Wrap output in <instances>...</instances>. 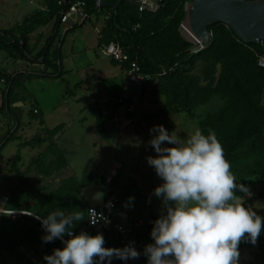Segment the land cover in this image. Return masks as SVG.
Instances as JSON below:
<instances>
[{
    "label": "rangeland",
    "instance_id": "1",
    "mask_svg": "<svg viewBox=\"0 0 264 264\" xmlns=\"http://www.w3.org/2000/svg\"><path fill=\"white\" fill-rule=\"evenodd\" d=\"M52 1L0 0V29L11 28L20 36L24 34L27 18L40 13L43 18L29 20L34 29L28 32L31 38L28 45L35 56L51 34L54 16L46 13L53 11ZM191 1L173 0L172 8L167 10L162 26L151 40L156 61L167 57L178 40L187 44L188 56L211 43V32L208 43L199 47L182 27L186 5ZM129 3L128 16L135 18L138 8ZM159 5L157 0L158 8ZM110 16V11L101 8L88 16L82 11L61 22L51 47L52 56H59L58 74L56 69L44 74L41 62L29 64L19 58L14 61L0 50V80L6 82L8 76L17 74L7 105L12 116L20 119V124L14 125L12 116L0 112V195L8 196L16 208L39 216L69 204L75 211H83L81 197L92 206L109 199L117 202L111 213L113 220L123 226L129 227L138 220L145 223L148 218L157 220L163 206L153 193L163 181L147 164V157L157 155L148 144L156 133L149 130L162 125L182 142L197 129L204 135L212 130L222 144L238 128L248 125L247 114L239 102L244 88L257 91L264 110V71L256 72L249 63L250 73L246 75L240 66H235L240 42L224 24L214 28L223 33L221 44L211 53L197 57L191 67L184 65L188 70L178 77L189 92L187 112H175L165 96L158 93L160 84L152 81L141 91L142 103L135 108L137 123H119L121 109L109 100L127 90L133 93L135 88L128 87L125 69L100 51L106 42L120 39L108 27ZM80 20L84 26L70 33L83 25L78 26ZM127 24L132 26L133 20L127 19ZM258 43L246 45L253 53L250 62L264 57L262 42ZM4 89L5 84L0 81L1 94L6 93ZM36 108L39 114L33 115ZM143 110L148 113H141ZM57 125L64 130L53 136L50 131ZM8 131L14 135L5 144L3 138ZM109 131L112 133L108 134ZM238 147L227 160L236 182L244 184L251 195L239 191L236 195L242 198L243 206L264 218V128L254 136L242 138ZM86 176L92 177L93 182L80 188V181ZM27 220L41 223L35 218L14 221L4 218L0 222V239L12 240L27 225ZM84 229V221L77 223L78 231ZM53 250L43 248L30 253L26 249L18 254L0 246V264H46L43 258L52 255ZM239 251V264H264V229L256 245L242 242ZM124 264H147V257L129 259Z\"/></svg>",
    "mask_w": 264,
    "mask_h": 264
},
{
    "label": "clouds",
    "instance_id": "2",
    "mask_svg": "<svg viewBox=\"0 0 264 264\" xmlns=\"http://www.w3.org/2000/svg\"><path fill=\"white\" fill-rule=\"evenodd\" d=\"M149 131L156 133L148 144L157 155L146 159L163 181L153 193L162 201L163 211L150 233L154 243L143 250L147 264H239L240 244L256 245L264 218L243 206L236 195L237 191L251 193L236 182L215 132L204 135L197 129L182 142L162 125ZM87 211L91 226L110 223L103 213ZM35 217L46 233L44 243L61 240L65 245L45 256L46 264H111L113 259L126 262L141 255L134 242L106 248L101 233L74 234L77 222L85 220L82 210L66 213L58 209L44 218ZM65 236L70 238L65 240Z\"/></svg>",
    "mask_w": 264,
    "mask_h": 264
},
{
    "label": "trees",
    "instance_id": "3",
    "mask_svg": "<svg viewBox=\"0 0 264 264\" xmlns=\"http://www.w3.org/2000/svg\"><path fill=\"white\" fill-rule=\"evenodd\" d=\"M79 0H53L52 7L54 6L53 11L49 10L46 13V16L49 15L50 17L54 16V24L51 30V34L49 38L44 43L41 50L35 56L32 55V49L28 45V32H30L32 27H30L29 20L34 19V17H38L42 15L40 13H35L34 15L30 16L26 20V26L24 34L20 36H16L13 29H0V50L6 52V54L12 58V60H17V58L29 63L33 64L38 60H41V65L43 66V73L47 74L49 70H55V74H58V58H54L50 53V49L55 41L56 34L59 30L60 24L62 22V12H65L69 9V7L76 3ZM110 3H115L113 0H107ZM252 1V0H248ZM57 2V3H56ZM84 6L82 7V11L85 14L90 15L93 10L98 9L95 6V0H83ZM173 0H160L159 8L156 12H139L137 6V15L135 18H132L133 15H129L127 13V9L131 5L128 1L122 0L118 5L116 11H113L112 8L104 7L102 9H106L107 11L111 12V16L108 20V27L110 28L111 32L114 36L120 39H114L106 42L105 44H109L110 42L119 43L125 53L128 56V62L123 64V68L126 69L130 62L134 61L140 67V69L148 74H161L165 72L164 75L156 76L153 81H157L159 85L158 93L165 96L167 104L170 107H173L175 112L180 110L188 111L190 106V97L189 92L187 89L186 84L178 80V77L187 71L184 65L191 67L194 64V61L197 57L203 56L205 53H211L219 44H221L223 33L219 32L218 30H214L215 27L221 26L224 24L216 23L210 27H208V31L213 34V38L211 43L202 51L198 52L195 55L188 56L187 55V44L183 40L176 41L171 48V53L160 61H156L154 59V53L151 50V40L152 36H154L157 30L162 26V21L167 16V10L172 8ZM86 16V15H85ZM43 18V17H42ZM127 19H132L133 24L132 26H128ZM136 26V27H135ZM226 26V25H225ZM229 29V28H228ZM230 33L233 35L234 32L229 29ZM21 40L22 44L18 41ZM237 40L240 42L241 51L235 53V66L238 65L241 69L248 75L250 63L253 69L258 72L262 73L264 68L258 66V58L255 59V62H250L253 53L250 49L247 48L249 46L248 43H244L237 37ZM256 44V43H252ZM260 44V43H257ZM247 45V46H246ZM262 53H264V43H261ZM251 46V45H250ZM115 63V62H114ZM232 71L233 68H232ZM17 76H8V79L3 80L5 84L4 92L7 91V99H10V95L13 89V83L16 80ZM6 94V93H5ZM5 94H2V105L0 107V112H4L10 116H12L9 105L5 103ZM10 102V100H9ZM239 102L244 109L245 113L248 117V125L245 127L238 128L233 137L227 138L221 145L224 149V154L226 159H229L232 155V152L236 149L238 150V142L244 138L249 136H254L258 134L264 128V110L261 108L259 103V96L256 90L246 87L244 88L239 94ZM33 115L39 114L33 113ZM14 119V125L20 124V119L17 116H12ZM36 118V117H33ZM63 127L61 128L60 125L56 126L54 129H51L50 134L56 135L60 131H62ZM14 133L7 132L6 136L3 138V141H6L5 144L13 139ZM39 142V141H38ZM4 144V145H5ZM27 145V143H24ZM93 182V178L90 176L83 177L80 181V188H84L89 186ZM82 198V197H81ZM80 205L84 211V226L85 229L83 232H87L91 236H95V233L91 230L86 229L87 226V209L90 207L88 206L83 199L79 201ZM10 208H16L12 205L11 200L9 201ZM19 209V208H18ZM66 213L75 211L71 204L63 205V208ZM52 211H47L39 214V217H46ZM21 218H33L29 216H21ZM159 218V217H158ZM157 218V219H158ZM4 219V218H3ZM1 219L0 222L3 220ZM37 219V218H35ZM17 220V219H16ZM78 223V222H77ZM74 234L78 235L81 231L77 230L76 228L73 230ZM46 235L44 230L41 227V223L35 220H27V225L12 239H0V246L6 247L15 253H20L23 250H29L32 253L34 250H41L43 248H54V249H63L65 246L61 240H55L50 243H44L42 241V237ZM105 245L106 248H123L125 246L121 245L118 240L116 239L115 233L113 231L107 232L104 234ZM64 239H68L67 236ZM144 257H139L141 260ZM124 261L113 259L111 264H124ZM107 264V262H105Z\"/></svg>",
    "mask_w": 264,
    "mask_h": 264
},
{
    "label": "built area",
    "instance_id": "4",
    "mask_svg": "<svg viewBox=\"0 0 264 264\" xmlns=\"http://www.w3.org/2000/svg\"><path fill=\"white\" fill-rule=\"evenodd\" d=\"M130 1L135 3L139 12L147 11L153 13L158 9L157 0ZM83 6V0H79L76 3L72 4L67 11L61 13L62 22H64L66 18H69L72 15H80ZM84 17L85 15L83 16V18ZM183 29L185 28L183 27ZM100 51L105 57L114 61L118 65L123 66L124 63L128 62V56L119 43L110 42L107 45H103L100 48ZM257 64L259 67L264 68V57H260ZM125 71L128 76V87L135 88V92L131 93L128 90L124 91L113 96L109 101L113 106L119 107L121 109L119 123L124 122L127 124H136L137 121L135 117V108L138 104L142 103L139 98L141 97V91L143 90V87L152 82L156 76L164 75L165 72H162L161 74L145 73L134 61L129 63ZM0 81L1 83H4L2 79ZM37 111V109H33V113L36 114ZM9 201L10 198L8 196L0 195V220L3 218H9L14 221L21 216L36 218L35 215L28 211L18 208H10L8 206ZM116 206L117 202L109 199H104L97 206H90L88 209H94L96 213H103L104 217H106L110 221V223L105 224L103 221H101L96 226H91L87 220L86 229L93 231L95 235L101 233L103 236L107 232L113 231L115 233L116 239L121 245L127 246L130 244V242H134L133 246L138 252L141 253L140 257H145L143 255V250L146 245L151 244L153 241L150 233L152 231L155 219H148L145 223L144 221L138 220L131 224L129 227H126L118 222H115L112 218L111 213L116 208ZM69 238L70 237H68V239Z\"/></svg>",
    "mask_w": 264,
    "mask_h": 264
},
{
    "label": "water",
    "instance_id": "5",
    "mask_svg": "<svg viewBox=\"0 0 264 264\" xmlns=\"http://www.w3.org/2000/svg\"><path fill=\"white\" fill-rule=\"evenodd\" d=\"M121 1L110 3L107 0H95V6L116 11ZM216 23L225 24L244 43H264V0H192L186 5L183 27L200 39L196 42L197 46L208 43V27ZM18 42L22 44L21 40ZM7 92L8 89L5 95L6 108Z\"/></svg>",
    "mask_w": 264,
    "mask_h": 264
},
{
    "label": "crops",
    "instance_id": "6",
    "mask_svg": "<svg viewBox=\"0 0 264 264\" xmlns=\"http://www.w3.org/2000/svg\"><path fill=\"white\" fill-rule=\"evenodd\" d=\"M34 12H35V11H34ZM82 24H83V22H82V20H80V21L78 22V26H80V25H82ZM83 26H84V24H83L80 28L75 29L74 31H72V32H70V33L73 34L75 31L80 30ZM46 27H47V26H46ZM10 29H11V28H10ZM35 31H36V30H35ZM35 31H34V32H35ZM66 31H67V29L64 30V34H65ZM70 33H68L67 36H68ZM67 36H65V37L63 36V37H64V38H67ZM63 37H62V38H63ZM48 38H49V37H48ZM48 38H47V39H48ZM30 39H31V38H30ZM30 39H29V42H30ZM45 39H46V38H45ZM47 39H46V40H47ZM46 40H45V42H46ZM43 45H44V44H43ZM42 47H43V46H41V48H42ZM30 48H31V47H30ZM61 48H62V46L59 45L58 50H61ZM31 49H32V48H31ZM39 50H41V49H39ZM51 50H52V49H50V53H51ZM108 59H109V58H108ZM117 65H118V64H117ZM118 66H119V68H123L122 65H118ZM118 66L116 67L117 69H119ZM123 69H124V68H123ZM15 76H17V74H16V73H13V77H15ZM115 95H117V94H115ZM0 97L2 98V94H1V93H0ZM0 107H1V106H0ZM36 109H37V108H36ZM38 109H39V106H38ZM38 109H37V110H38ZM141 113H145V114H146V113H148V112L143 110ZM85 123H86V122H85ZM81 125L84 126L83 124H81ZM57 126H58V125H57ZM63 130H64V127H63V129H62V132H63ZM111 131H112V130H111ZM111 131H109L108 134L112 133ZM97 138H99V140H102L101 137H97ZM71 169H72V168H71ZM72 170H73V169H72ZM82 178H83V177H82ZM82 199H83L84 202H85V199H84L83 197H82ZM85 203H86V202H85ZM87 205H88V204H87ZM98 205H99V204H98ZM88 206H92V205H88ZM96 206H97V205H96ZM148 219H149V218H148ZM118 223H119V222H118Z\"/></svg>",
    "mask_w": 264,
    "mask_h": 264
},
{
    "label": "bare ground",
    "instance_id": "7",
    "mask_svg": "<svg viewBox=\"0 0 264 264\" xmlns=\"http://www.w3.org/2000/svg\"><path fill=\"white\" fill-rule=\"evenodd\" d=\"M192 38V40L196 43L197 41H200V39H198L197 37H195L194 35H192L188 30L184 29Z\"/></svg>",
    "mask_w": 264,
    "mask_h": 264
}]
</instances>
